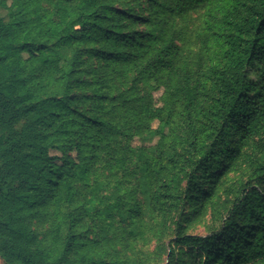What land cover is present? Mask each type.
Here are the masks:
<instances>
[{
  "label": "trees",
  "instance_id": "trees-1",
  "mask_svg": "<svg viewBox=\"0 0 264 264\" xmlns=\"http://www.w3.org/2000/svg\"><path fill=\"white\" fill-rule=\"evenodd\" d=\"M164 254L264 264V0H0L1 258Z\"/></svg>",
  "mask_w": 264,
  "mask_h": 264
},
{
  "label": "rangeland",
  "instance_id": "rangeland-1",
  "mask_svg": "<svg viewBox=\"0 0 264 264\" xmlns=\"http://www.w3.org/2000/svg\"><path fill=\"white\" fill-rule=\"evenodd\" d=\"M10 2V0H8ZM153 95L155 96L156 98V102L158 103V105H161V95H162V90L160 91H154L153 92ZM153 127L156 128L158 126V121H154L152 123ZM156 141V137H154L153 135H149V136H145V137H141V136H135L133 138V145H136V146H140L142 144H145L146 146H151L155 143ZM242 177L243 175L241 174V172H238V173H232L227 181V186H231L234 181H235V177ZM220 202H224V200H226L227 198V192L225 193L224 190H221V193H220ZM193 208H189L188 211H191ZM210 222V214H208L205 219L202 221V223H196L194 224V226L191 227L190 229V232L194 233V234H200V235H205L208 233V230L206 229V226L207 224H209ZM169 236H166L163 238L162 240V243L164 242L165 245H168L169 243ZM156 241H152L149 245V250L152 251L154 250L155 246H156ZM161 243V245H162ZM161 261L163 262L162 264H166L167 263V255L164 254L161 256ZM0 264H5V262L3 261V259L1 258L0 256Z\"/></svg>",
  "mask_w": 264,
  "mask_h": 264
}]
</instances>
